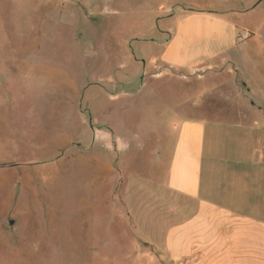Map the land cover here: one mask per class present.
<instances>
[{"label": "rangeland", "instance_id": "1", "mask_svg": "<svg viewBox=\"0 0 264 264\" xmlns=\"http://www.w3.org/2000/svg\"><path fill=\"white\" fill-rule=\"evenodd\" d=\"M189 12L264 25V0H0V264H174L171 125L237 76L160 63Z\"/></svg>", "mask_w": 264, "mask_h": 264}, {"label": "crops", "instance_id": "2", "mask_svg": "<svg viewBox=\"0 0 264 264\" xmlns=\"http://www.w3.org/2000/svg\"><path fill=\"white\" fill-rule=\"evenodd\" d=\"M260 30L245 32L227 17L189 12L162 44L159 61L170 70L201 81L237 75L228 84L220 79L209 86L206 98L197 95L184 103V111L194 115L171 125L175 133L164 153L170 150L167 186L176 195V224L163 233L160 249L174 264H264V218L258 217L264 25ZM246 33L254 36L242 44ZM253 62L255 79L249 81ZM205 105L223 108L225 116H198Z\"/></svg>", "mask_w": 264, "mask_h": 264}, {"label": "built area", "instance_id": "3", "mask_svg": "<svg viewBox=\"0 0 264 264\" xmlns=\"http://www.w3.org/2000/svg\"><path fill=\"white\" fill-rule=\"evenodd\" d=\"M243 38H245V39L250 38V33H246V34H244Z\"/></svg>", "mask_w": 264, "mask_h": 264}]
</instances>
